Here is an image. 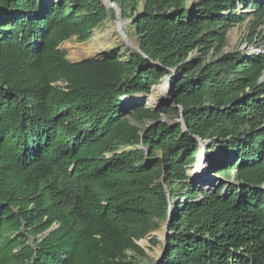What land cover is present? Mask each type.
I'll return each mask as SVG.
<instances>
[{"label":"trees","instance_id":"obj_1","mask_svg":"<svg viewBox=\"0 0 264 264\" xmlns=\"http://www.w3.org/2000/svg\"><path fill=\"white\" fill-rule=\"evenodd\" d=\"M113 2L141 52L75 62L61 45L102 0H0V264H132L159 223L155 264H264V54L221 52L264 0ZM168 75L173 104L145 106ZM198 137L226 158L214 191L190 175Z\"/></svg>","mask_w":264,"mask_h":264},{"label":"rangeland","instance_id":"obj_2","mask_svg":"<svg viewBox=\"0 0 264 264\" xmlns=\"http://www.w3.org/2000/svg\"><path fill=\"white\" fill-rule=\"evenodd\" d=\"M142 7L143 5H140V8ZM109 10L111 12L108 18L99 27L94 29V32L89 40L79 41L78 38L74 36L71 39L63 42L61 48H63L66 51L67 58L69 60L75 62L83 60V59H77L74 56V51H76L81 46L90 47L91 44H95V46H97L102 53L100 52L97 57H92L90 59H96L102 57L107 53H111L115 50H119L120 54L126 56V54H129L131 51L135 50L133 48V45H131L127 41L129 39L134 43H136V45L139 44L138 35H136L132 27L133 26L132 17L130 16L123 17L122 15L121 19L119 20L116 16V11L114 9H109ZM243 11L246 10L244 9ZM237 12H242V9H238ZM259 16H260L259 12L257 13L255 10H251L250 14H248L244 20L238 21L232 24L231 26H229L226 33V43L223 46L221 52L227 53L233 51L235 52L240 51L247 54L251 52L257 54L258 53L264 54V16L262 17ZM214 53L215 51H211V53L208 55V58L210 59L214 58L215 57ZM198 55L199 53L197 50L195 52H192L191 54L192 57ZM263 76H264V72H263ZM261 80L264 81V77L261 78ZM164 82H166L167 86H169V83H172V76L168 75L164 77L161 83L157 84L156 86L159 87ZM157 87L153 86L151 93L147 94L144 100L145 106L147 107L151 106L149 104L150 98L154 96L155 89ZM169 92L170 90H167V94ZM141 95H142L141 99H144L143 98L144 94ZM160 121H165L170 124L182 123L184 126L183 120L171 113L170 114L162 113ZM133 122L139 127H144L147 121L143 123H139L136 120H133ZM202 153H206L205 156L206 158L202 162V164L208 160L209 156L213 158L212 160H214L215 162V164H213L209 170L208 176L210 179V183L208 185L199 183V181L196 178L197 175L196 174L194 175L196 171L195 169L197 163ZM225 159H226L225 156L220 152L217 146H214L211 142H206L202 150L199 151V153L197 154V160L194 163V165L191 167L190 175L191 177L194 176L196 184L199 183L205 188H208V189H203L204 191H209V190L214 191L222 183H225L228 180L227 178L218 175L219 168L223 167L226 164ZM236 173H237L236 171H233L232 176L229 179V183L234 182L238 184L239 178H237ZM203 174L204 173H202L201 175ZM262 187L264 188V182L262 184ZM167 230L168 229L166 223H159V227L157 229L151 230L142 239L138 241L139 246L144 251V255H141L140 253L138 254L134 253L133 251H129L128 252V254L130 255L129 261H132V264H155L160 259V257L164 252L165 248L163 241L164 238L167 236V235L165 236ZM156 237L159 239V243L155 244L154 238Z\"/></svg>","mask_w":264,"mask_h":264},{"label":"bare ground","instance_id":"obj_3","mask_svg":"<svg viewBox=\"0 0 264 264\" xmlns=\"http://www.w3.org/2000/svg\"><path fill=\"white\" fill-rule=\"evenodd\" d=\"M109 9H112V7H110ZM118 22V21H117ZM116 22V23H117ZM120 27V26H119ZM123 32V31H122ZM98 37V36H97ZM127 39V38H126ZM128 43H130L131 45L133 46H136V43H134L133 41L131 40H127ZM93 42V41H92ZM91 42V43H92ZM102 42V41H101ZM98 45V44H97ZM101 52L100 49H98L97 46H95V44H91L90 47H86V46H81L79 47L76 51H74V56L77 58V59H86V58H92V57H97L99 55V53ZM102 53V52H101ZM106 53V52H105ZM101 55V54H100ZM167 83L164 82L163 84H161L159 87H157L155 89V94L152 98H150V102L149 104L155 108L157 107H160V101L161 100H164L167 96ZM134 99V97H125V103H129L130 101H132ZM206 156V153H203V155L199 158V161L197 163V166H196V171H195V174L197 176L201 175L202 173L203 174V177L205 178H202V181L204 182H207V175L209 173V170L211 168V166L213 164H215L214 160H212L213 158H211L209 156L208 160L202 164V162L205 160V157ZM201 183V182H200Z\"/></svg>","mask_w":264,"mask_h":264},{"label":"water","instance_id":"obj_4","mask_svg":"<svg viewBox=\"0 0 264 264\" xmlns=\"http://www.w3.org/2000/svg\"><path fill=\"white\" fill-rule=\"evenodd\" d=\"M103 4L107 7V8H110L112 7V9H114L116 11V16L117 18L120 20L121 17H122V9L119 5H117L115 2H113V0H102ZM133 48L136 50V51H139L141 52V49H140V44L136 45V46H133ZM87 60H92L90 58H86V59H83L81 61H77V62H83V61H87ZM264 77V76H263ZM262 77V78H263ZM171 79V77H170ZM154 87H157L156 85ZM167 90H170L171 91V83H169V86L167 88ZM173 99L174 97L170 94V92L167 94L166 98L164 100H161L160 101V107H163V106H168L170 104H173ZM151 107V106H150ZM183 120V119H182ZM198 140L200 142V151L202 150V148L204 147V144L206 142H210V141H206V140H202L201 138L198 137ZM167 229H168V226H167ZM167 235V233L165 234V236ZM165 243H166V237L164 238V241H163V244H164V248H165Z\"/></svg>","mask_w":264,"mask_h":264}]
</instances>
